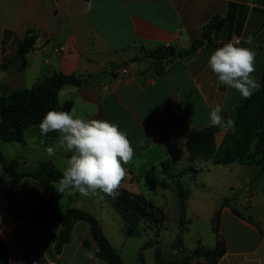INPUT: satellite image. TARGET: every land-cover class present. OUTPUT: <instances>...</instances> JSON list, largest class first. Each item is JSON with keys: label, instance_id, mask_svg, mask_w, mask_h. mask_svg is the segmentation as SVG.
<instances>
[{"label": "crops", "instance_id": "0c3cea01", "mask_svg": "<svg viewBox=\"0 0 264 264\" xmlns=\"http://www.w3.org/2000/svg\"><path fill=\"white\" fill-rule=\"evenodd\" d=\"M87 2L0 0V94L31 89L56 74L79 80L80 85L64 83L57 91V111L69 102L70 110L75 107L80 117L118 124L135 150L132 161L125 165L129 178L119 190L123 196L133 195L132 200L153 205L152 217L143 223L153 216L165 220L169 214L179 222L176 187L182 185L181 180L191 175L196 181L205 171L220 172L214 159L230 130L209 126L211 109L219 103L225 119L231 116L235 120L242 99L234 89L218 85L207 61L218 47L238 38L241 46L256 51L254 76L263 87L264 0H91L90 12L84 10ZM214 16L223 20L222 28L202 40L204 27ZM27 30L35 32L34 49L13 60ZM248 35L254 37V44H244ZM198 39L202 44L189 56H159L166 48L187 50ZM121 69L127 73L122 74ZM195 106L198 110L194 112ZM37 139L47 148L38 135ZM1 154L6 161L22 160L20 155ZM70 156L60 150L44 161H51L63 172L67 164L59 165V160ZM21 162L27 166L26 161ZM221 166L223 194L201 206V199L186 188L189 195L183 222L189 215L207 219L215 236L212 222L219 212L221 245L213 264H264V172L260 173L257 165ZM1 187L12 194L8 201L0 199V239L8 248L9 264H95L86 255L96 246L84 221L73 224L70 240L55 252L61 226L39 215L45 195L36 180H10L8 186ZM100 195L103 193L92 196L90 204L77 202L80 195L71 193L68 198L72 203L58 212L79 209L91 214L116 251L110 240L112 226L104 224L103 209L97 208L102 205ZM13 201H18L16 206ZM110 210L106 212L114 223L113 213L120 215L111 205ZM120 219L128 232L140 223L128 229ZM202 249L198 246L195 251ZM186 264L207 261L199 256Z\"/></svg>", "mask_w": 264, "mask_h": 264}, {"label": "trees", "instance_id": "16d2710c", "mask_svg": "<svg viewBox=\"0 0 264 264\" xmlns=\"http://www.w3.org/2000/svg\"><path fill=\"white\" fill-rule=\"evenodd\" d=\"M223 20L214 16L205 25L204 31L211 33L222 28ZM36 35L33 30H27L19 41L18 48L13 60L24 57L34 49ZM198 39L192 42L187 50L173 51L169 48L163 49L165 52L159 54L160 57L182 58L194 53L202 44ZM12 60V61H13ZM64 83L80 85V81L73 76L56 74L48 78L45 82L37 84L31 89H23L12 92L9 95L0 96V143L19 142L24 144V131L33 130L40 139L43 140L45 147L52 146L57 142L56 134L40 136L39 129L34 128L38 125L44 115L50 110H57V91ZM61 111H70V103H65ZM0 163L4 173L13 183H19L24 178H32L39 183L44 192V199L38 207L39 215H45L57 221L61 230L55 245V252L59 253L62 246L70 240L72 226L77 221H84L89 224L96 248L90 247L96 257L103 260L106 264H123L118 253L111 247L105 238L99 222L91 214L79 210L69 209L64 213L56 210L61 197L64 193L54 187V183L62 178V173L51 161H44L39 169H21L16 159L6 161L0 152ZM215 164L230 165L233 163L257 165L260 173L264 172V84L260 91L255 92L250 99H240L236 106L235 128L230 130L214 159ZM189 195V190L182 185H177L176 196L179 202L180 218L179 223L184 221L185 200ZM12 197L11 192L3 189L0 185V199L8 201ZM111 201V206L122 218L128 229H133L142 220L152 217L150 213L153 205L144 200H132L133 195L121 193L115 197L106 196ZM226 204V201H224ZM234 213L239 215L237 211ZM240 216V215H239ZM219 212L213 218V232L216 236V243L212 249H202L194 251L192 257L202 256L207 264H213L220 252L221 240L218 235ZM157 257V249H156ZM8 248L0 239V264L8 263ZM188 259L183 261L186 264ZM161 264V263H160ZM174 264V263H168Z\"/></svg>", "mask_w": 264, "mask_h": 264}, {"label": "clouds", "instance_id": "9594fccd", "mask_svg": "<svg viewBox=\"0 0 264 264\" xmlns=\"http://www.w3.org/2000/svg\"><path fill=\"white\" fill-rule=\"evenodd\" d=\"M93 8L91 0L84 10ZM244 44H254V37L243 38ZM256 51L252 47L241 46L240 40L228 41L214 50L207 61V67L216 76L218 85L237 91L242 98L250 99L260 91L261 83L256 79ZM198 107H194V112ZM223 107L217 103L209 113V126L225 132L235 128V120L222 115ZM40 136L57 133L55 147H47L49 156L56 149L71 153L67 165L58 181L59 193H78L81 197H91L103 193L106 196L119 194V189L128 176V165L135 154L127 133L118 124L102 119H85L77 115L73 107L70 111H48L38 125ZM87 258L100 264L94 252L88 251Z\"/></svg>", "mask_w": 264, "mask_h": 264}, {"label": "rangeland", "instance_id": "374dc122", "mask_svg": "<svg viewBox=\"0 0 264 264\" xmlns=\"http://www.w3.org/2000/svg\"><path fill=\"white\" fill-rule=\"evenodd\" d=\"M23 135L25 138L24 144L19 142H1L0 152L9 157L20 155L27 165L22 166V160H19L21 169L37 170L49 155L45 151L46 148H43L38 141L37 134L33 130H25ZM60 150L62 149L57 148L56 152ZM56 152L54 155H56ZM66 162L67 159L62 158L59 160V165H65L67 164ZM217 168L220 169V172L219 170L210 173L205 171L201 174V177H197L196 181L191 175L189 178L181 180L184 188H188L195 196L201 199V206L213 201L215 202L223 194L224 176L220 175L223 167L217 165ZM175 174L178 179L177 172ZM128 178L127 176L125 180ZM261 182L264 185V177ZM0 184L4 186L10 184V179L5 175L1 167ZM55 184L58 183H54V187ZM68 195L70 194L68 193L61 198L59 206L56 207L57 211H63L72 203V201H69ZM99 197L102 205L97 208L103 209L101 219L104 221V224L112 226V237L110 240L116 251L120 254L123 264H183L184 260L192 258V254L198 246L204 249L214 246L215 236L211 231V224L207 219L201 218L198 220L189 215L187 222L179 224L178 221L172 219V215L170 214L165 220H160L159 217L153 216L154 218L151 221H145V223L142 221L134 230L128 232L116 213H113L116 222L113 223L110 220V216L106 212L110 210V199L105 197L104 194ZM73 199H75L74 196H72ZM14 200H17V195H15ZM77 202L92 204L94 201L92 196L87 198L80 196ZM17 203L18 201H13L15 206ZM110 211L112 212V210ZM156 249L158 252L157 257L155 254Z\"/></svg>", "mask_w": 264, "mask_h": 264}, {"label": "built area", "instance_id": "2783aa9c", "mask_svg": "<svg viewBox=\"0 0 264 264\" xmlns=\"http://www.w3.org/2000/svg\"><path fill=\"white\" fill-rule=\"evenodd\" d=\"M237 39H238V38H233V39H231V41L235 42ZM229 41H230V40H229ZM240 43H241V42H240ZM120 71H121L122 74L127 73V70H126V69H121Z\"/></svg>", "mask_w": 264, "mask_h": 264}, {"label": "water", "instance_id": "95a60500", "mask_svg": "<svg viewBox=\"0 0 264 264\" xmlns=\"http://www.w3.org/2000/svg\"><path fill=\"white\" fill-rule=\"evenodd\" d=\"M208 38V34L207 32H204L202 35H201V39L202 40H206Z\"/></svg>", "mask_w": 264, "mask_h": 264}]
</instances>
